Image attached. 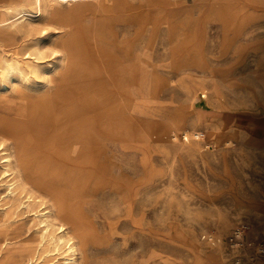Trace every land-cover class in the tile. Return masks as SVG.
Listing matches in <instances>:
<instances>
[{"label":"rangeland","instance_id":"rangeland-1","mask_svg":"<svg viewBox=\"0 0 264 264\" xmlns=\"http://www.w3.org/2000/svg\"><path fill=\"white\" fill-rule=\"evenodd\" d=\"M34 27L17 34L20 50L82 38L96 64H59L49 48L38 61L65 93L79 92L70 103L94 98L112 124L97 166L79 156L55 170L86 238L77 264H236L252 251L226 242L239 224L246 240L264 243V0H80L55 4ZM10 81L0 76V117L11 127L30 113L15 89L24 82ZM59 88H49L52 99ZM1 155L0 264H64L63 249L35 241L44 205L6 210L13 194ZM207 232L219 241L203 240ZM241 264H264V254Z\"/></svg>","mask_w":264,"mask_h":264},{"label":"bare ground","instance_id":"bare-ground-1","mask_svg":"<svg viewBox=\"0 0 264 264\" xmlns=\"http://www.w3.org/2000/svg\"><path fill=\"white\" fill-rule=\"evenodd\" d=\"M7 1L0 2V44L9 46L5 52H0V76L12 85L10 78L15 73L19 81L24 82V86L18 84L15 89L18 95L29 98L22 111L23 114H30L25 118L28 122L11 127L0 117V152L5 162L2 165L3 173L7 172L10 176L6 182L8 191L13 194L11 198H6L4 204H8L6 210L19 205L33 210L36 205H44L45 210L41 214L45 218L36 216V222L43 223L44 227L35 230V241L40 243L43 240L54 250L63 249L66 252L64 264H77L78 251L81 258L86 256V238L78 218L66 202L65 193L58 187L63 173L55 170L63 168L67 162H78L79 156V163L97 166L102 149L101 139L111 138L112 124L107 121L106 115L97 113L95 104L90 106L95 102L94 98L85 103H70L71 98L76 99L79 92L65 93L63 85L59 88V81L53 82L49 67H43L38 58L43 48H49L59 53V64L64 65L71 58L74 67L84 69L89 63L96 64L95 56L84 58L80 36H77L73 47H59L56 43L51 45L38 39L24 50L15 44L18 33L25 37L35 28V24L46 23L55 4L80 0H49L48 4L42 3V0H27L32 1L34 11L25 8V5H14ZM11 10L14 12L11 13ZM16 22H21V25L18 27ZM175 52L174 47L172 54ZM36 79L42 80V87L35 84ZM22 87L26 88L27 93L22 92ZM54 87L59 88V95L52 99L49 88ZM85 109L91 113L88 115ZM40 112H49L48 119ZM176 121L178 119L172 124L176 125ZM24 130L27 134L21 136L19 133ZM183 134V138L188 139L187 133ZM193 136L198 137V133ZM103 148L111 151L104 143ZM42 190L47 192L49 199L42 197Z\"/></svg>","mask_w":264,"mask_h":264},{"label":"built area","instance_id":"built-area-1","mask_svg":"<svg viewBox=\"0 0 264 264\" xmlns=\"http://www.w3.org/2000/svg\"><path fill=\"white\" fill-rule=\"evenodd\" d=\"M247 231V227L244 224H239L232 228L229 235L226 237V242L235 249H241L244 247H252L251 253L244 259L240 256H235L234 262L236 264H241L246 260L253 259L256 256L264 254V243L258 242L253 243L245 239V233ZM201 238L208 243H216L219 241V238L211 233L207 232L202 234ZM246 259V260H245Z\"/></svg>","mask_w":264,"mask_h":264},{"label":"crops","instance_id":"crops-1","mask_svg":"<svg viewBox=\"0 0 264 264\" xmlns=\"http://www.w3.org/2000/svg\"><path fill=\"white\" fill-rule=\"evenodd\" d=\"M95 62L97 63L98 61H96V57H95Z\"/></svg>","mask_w":264,"mask_h":264}]
</instances>
